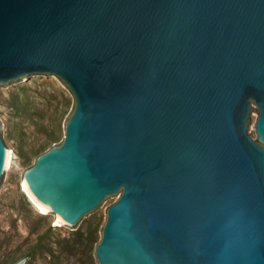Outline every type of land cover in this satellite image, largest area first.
Masks as SVG:
<instances>
[{
    "label": "water",
    "instance_id": "water-1",
    "mask_svg": "<svg viewBox=\"0 0 264 264\" xmlns=\"http://www.w3.org/2000/svg\"><path fill=\"white\" fill-rule=\"evenodd\" d=\"M42 76L75 108L24 181L68 226L120 197L99 264H264V0H0V90Z\"/></svg>",
    "mask_w": 264,
    "mask_h": 264
},
{
    "label": "rangeland",
    "instance_id": "rangeland-1",
    "mask_svg": "<svg viewBox=\"0 0 264 264\" xmlns=\"http://www.w3.org/2000/svg\"><path fill=\"white\" fill-rule=\"evenodd\" d=\"M74 108L75 97L62 80L42 76L0 90V129L12 147L9 182L0 191V264L22 258L27 264H99L95 249L108 209L120 197L81 228L60 222L55 213L41 212L23 188L25 173L37 158L63 142Z\"/></svg>",
    "mask_w": 264,
    "mask_h": 264
},
{
    "label": "bare ground",
    "instance_id": "bare-ground-1",
    "mask_svg": "<svg viewBox=\"0 0 264 264\" xmlns=\"http://www.w3.org/2000/svg\"><path fill=\"white\" fill-rule=\"evenodd\" d=\"M23 188L25 189V191H27V192L30 194V196H31V197L33 198V200L35 201L36 199L34 198V196L32 195V193L30 192V190H29V188H28V184L26 183V181H24V183H23ZM36 201H37V200H36ZM36 201H35V202H36ZM37 202H38V201H37ZM37 202H36V204H37L38 208H40L41 212H43V213H47V212H49L50 208H49L47 205H44V204H42V203H40V202L37 203ZM58 219H59L60 222H62L61 217L58 216Z\"/></svg>",
    "mask_w": 264,
    "mask_h": 264
}]
</instances>
